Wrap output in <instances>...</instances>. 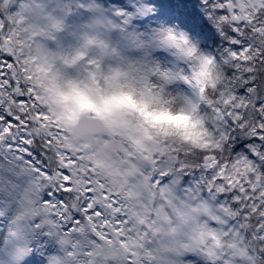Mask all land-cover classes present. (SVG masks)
I'll use <instances>...</instances> for the list:
<instances>
[{
  "label": "snow or ice",
  "instance_id": "obj_1",
  "mask_svg": "<svg viewBox=\"0 0 264 264\" xmlns=\"http://www.w3.org/2000/svg\"><path fill=\"white\" fill-rule=\"evenodd\" d=\"M168 2L0 0L7 264H28L40 237L55 245L47 264H264V0H195L196 40L161 23ZM90 29L142 81L194 95L207 138L58 113L38 75L42 48Z\"/></svg>",
  "mask_w": 264,
  "mask_h": 264
},
{
  "label": "clouds",
  "instance_id": "obj_2",
  "mask_svg": "<svg viewBox=\"0 0 264 264\" xmlns=\"http://www.w3.org/2000/svg\"><path fill=\"white\" fill-rule=\"evenodd\" d=\"M41 57L38 75L65 119L122 117L138 135L192 145L207 138L195 96L185 100L139 79L141 73L121 57L102 29L85 30L55 50L45 46Z\"/></svg>",
  "mask_w": 264,
  "mask_h": 264
},
{
  "label": "rangeland",
  "instance_id": "obj_3",
  "mask_svg": "<svg viewBox=\"0 0 264 264\" xmlns=\"http://www.w3.org/2000/svg\"><path fill=\"white\" fill-rule=\"evenodd\" d=\"M171 1V0H169ZM192 2L195 3V0H192ZM191 2V3H192ZM192 8H196L195 5H192ZM170 9V8H169ZM168 6H165L164 9V20L161 21V23H166L167 26L173 27L177 30L187 31L189 33V30L192 32L191 25L190 24H182L180 26V23H177L176 19L174 18L172 11H169ZM172 9V8H171ZM186 11V9H185ZM191 9H188V12L190 14ZM190 36L196 40L201 39L200 35H193L190 34ZM73 37L70 35H64L61 37L60 44H67L72 40ZM58 46L53 44L50 45V49L55 50ZM14 218V212H9L5 216H0V237L6 236L9 232V229L13 227L12 220ZM43 242L45 247L41 248L40 243ZM55 250L54 242L49 241L46 237H40L37 242L33 244V253L31 254V257L28 258V264H47V255L49 252ZM0 260L4 261V264L7 263V256L0 254Z\"/></svg>",
  "mask_w": 264,
  "mask_h": 264
},
{
  "label": "trees",
  "instance_id": "obj_4",
  "mask_svg": "<svg viewBox=\"0 0 264 264\" xmlns=\"http://www.w3.org/2000/svg\"><path fill=\"white\" fill-rule=\"evenodd\" d=\"M178 1H180V3H181L180 5L182 6V8H185L186 11H187V9H191V13L189 14V12L187 11L188 13H186L185 17H188V20L197 22V20H196V15H197L196 8H192V6H191V4L195 5V3L192 2V0H178Z\"/></svg>",
  "mask_w": 264,
  "mask_h": 264
}]
</instances>
